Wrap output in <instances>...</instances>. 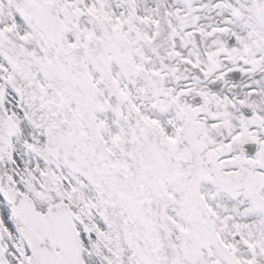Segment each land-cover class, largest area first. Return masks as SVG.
I'll list each match as a JSON object with an SVG mask.
<instances>
[{
    "label": "snow or ice",
    "instance_id": "snow-or-ice-1",
    "mask_svg": "<svg viewBox=\"0 0 264 264\" xmlns=\"http://www.w3.org/2000/svg\"><path fill=\"white\" fill-rule=\"evenodd\" d=\"M0 264H264V0H0Z\"/></svg>",
    "mask_w": 264,
    "mask_h": 264
}]
</instances>
